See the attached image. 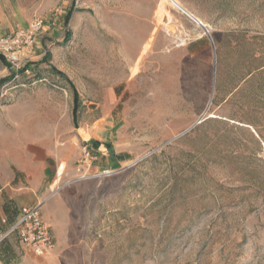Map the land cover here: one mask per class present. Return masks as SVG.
Masks as SVG:
<instances>
[{
	"label": "rangeland",
	"instance_id": "rangeland-1",
	"mask_svg": "<svg viewBox=\"0 0 264 264\" xmlns=\"http://www.w3.org/2000/svg\"><path fill=\"white\" fill-rule=\"evenodd\" d=\"M179 1L206 27L168 0H28L37 42L21 68L0 51V167L29 138L105 149L47 184L63 264H264V0Z\"/></svg>",
	"mask_w": 264,
	"mask_h": 264
},
{
	"label": "crops",
	"instance_id": "crops-1",
	"mask_svg": "<svg viewBox=\"0 0 264 264\" xmlns=\"http://www.w3.org/2000/svg\"><path fill=\"white\" fill-rule=\"evenodd\" d=\"M27 1L0 0V38L29 25L31 13L26 6ZM28 142L29 145L20 153L17 170L12 168V164L16 165L13 160L16 157L12 155L9 160H4L6 167H0V264H63L58 247L39 255L21 241L16 231L10 232V229L20 218L23 208L44 200L43 216L48 223L52 221L51 201L56 192L52 188L48 189L47 184L51 185L54 181L59 162L65 160L70 167L72 159L84 157V162L89 161L90 166L106 155L103 152L105 149L94 147L89 140L77 146L73 139L70 142L76 145L77 153L72 156L71 151L64 149L60 154L42 145H33L32 138ZM105 160L109 161L106 157ZM34 165H38L37 168L34 169ZM72 171L69 168L67 174L70 176Z\"/></svg>",
	"mask_w": 264,
	"mask_h": 264
},
{
	"label": "built area",
	"instance_id": "built-area-1",
	"mask_svg": "<svg viewBox=\"0 0 264 264\" xmlns=\"http://www.w3.org/2000/svg\"><path fill=\"white\" fill-rule=\"evenodd\" d=\"M43 29L44 20L41 18L34 20L27 29H18L5 38H1L0 51L13 66L21 68L19 50L24 47H33ZM85 153L88 154L87 151ZM45 202L46 200L23 208L20 218L10 229V232L16 231L21 241L32 247L39 255L55 247L52 227L42 213Z\"/></svg>",
	"mask_w": 264,
	"mask_h": 264
},
{
	"label": "bare ground",
	"instance_id": "bare-ground-1",
	"mask_svg": "<svg viewBox=\"0 0 264 264\" xmlns=\"http://www.w3.org/2000/svg\"><path fill=\"white\" fill-rule=\"evenodd\" d=\"M173 6H176L180 8L183 12H185L187 15H189L191 18H193L201 27H206V25L203 23L202 20H200L198 17L193 15L190 11H188L179 0H168ZM163 12V9H160L157 13L160 14ZM215 59V58H214Z\"/></svg>",
	"mask_w": 264,
	"mask_h": 264
},
{
	"label": "trees",
	"instance_id": "trees-1",
	"mask_svg": "<svg viewBox=\"0 0 264 264\" xmlns=\"http://www.w3.org/2000/svg\"><path fill=\"white\" fill-rule=\"evenodd\" d=\"M2 60V57L0 56V61ZM27 69V68H26ZM25 70V69H24ZM60 73V72H59Z\"/></svg>",
	"mask_w": 264,
	"mask_h": 264
},
{
	"label": "water",
	"instance_id": "water-1",
	"mask_svg": "<svg viewBox=\"0 0 264 264\" xmlns=\"http://www.w3.org/2000/svg\"><path fill=\"white\" fill-rule=\"evenodd\" d=\"M208 32V30H206Z\"/></svg>",
	"mask_w": 264,
	"mask_h": 264
}]
</instances>
